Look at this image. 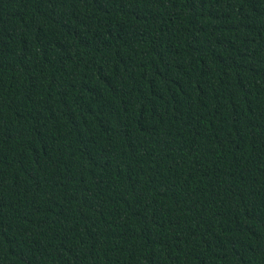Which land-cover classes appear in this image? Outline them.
<instances>
[{"label": "trees", "instance_id": "obj_1", "mask_svg": "<svg viewBox=\"0 0 264 264\" xmlns=\"http://www.w3.org/2000/svg\"><path fill=\"white\" fill-rule=\"evenodd\" d=\"M0 264H264V0H0Z\"/></svg>", "mask_w": 264, "mask_h": 264}]
</instances>
